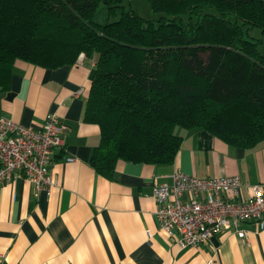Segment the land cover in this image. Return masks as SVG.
I'll list each match as a JSON object with an SVG mask.
<instances>
[{
    "label": "trees",
    "instance_id": "16d2710c",
    "mask_svg": "<svg viewBox=\"0 0 264 264\" xmlns=\"http://www.w3.org/2000/svg\"><path fill=\"white\" fill-rule=\"evenodd\" d=\"M134 1L0 0V84L16 60L96 55L84 120L100 128L90 162L108 179L118 160L171 164L186 129L264 140V0H142L145 16Z\"/></svg>",
    "mask_w": 264,
    "mask_h": 264
},
{
    "label": "crops",
    "instance_id": "0c3cea01",
    "mask_svg": "<svg viewBox=\"0 0 264 264\" xmlns=\"http://www.w3.org/2000/svg\"><path fill=\"white\" fill-rule=\"evenodd\" d=\"M95 59L80 54L57 68L16 60L8 85L0 84L1 116L39 129L57 113L64 143L53 150L49 193L35 196L22 175L0 183V264H264V229L255 222L241 224L247 241L227 230L181 245L159 231L152 196L154 178L170 182L174 170L237 175L246 195L248 185L264 184V140L241 148L194 127L181 131L171 164L118 160L105 178L90 162L100 128L84 120Z\"/></svg>",
    "mask_w": 264,
    "mask_h": 264
},
{
    "label": "built area",
    "instance_id": "2783aa9c",
    "mask_svg": "<svg viewBox=\"0 0 264 264\" xmlns=\"http://www.w3.org/2000/svg\"><path fill=\"white\" fill-rule=\"evenodd\" d=\"M61 126L53 112L39 129L0 115V183L22 175L35 196L49 193L57 182L49 169L53 150L64 144ZM169 176L170 182L155 177L152 187L158 229L167 238L195 247L227 230L247 241L243 222L253 221L264 229V184L248 185L244 195L237 175L200 178L174 170Z\"/></svg>",
    "mask_w": 264,
    "mask_h": 264
},
{
    "label": "rangeland",
    "instance_id": "374dc122",
    "mask_svg": "<svg viewBox=\"0 0 264 264\" xmlns=\"http://www.w3.org/2000/svg\"><path fill=\"white\" fill-rule=\"evenodd\" d=\"M134 4L138 7L139 12H140L142 15L145 16V15H149V14H150L149 11H148V12H145V11H143V9L141 8V6H139V5H141V4L146 5L144 1H142V0H136V1H134ZM102 19H103V13L100 12L99 15H98V20L100 21V20H102ZM179 130H180V129H179Z\"/></svg>",
    "mask_w": 264,
    "mask_h": 264
}]
</instances>
